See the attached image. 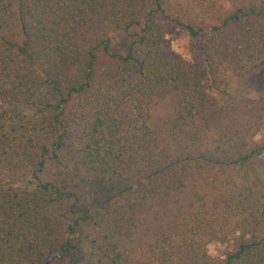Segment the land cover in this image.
I'll return each instance as SVG.
<instances>
[{
	"label": "trees",
	"instance_id": "trees-1",
	"mask_svg": "<svg viewBox=\"0 0 264 264\" xmlns=\"http://www.w3.org/2000/svg\"><path fill=\"white\" fill-rule=\"evenodd\" d=\"M0 264H264V0H0Z\"/></svg>",
	"mask_w": 264,
	"mask_h": 264
},
{
	"label": "rangeland",
	"instance_id": "rangeland-1",
	"mask_svg": "<svg viewBox=\"0 0 264 264\" xmlns=\"http://www.w3.org/2000/svg\"><path fill=\"white\" fill-rule=\"evenodd\" d=\"M173 48L185 58H189L188 46L189 38L185 31H178L170 36ZM129 47V40L125 33L116 32L113 34L112 51L115 53H125ZM226 246L222 243H213L209 246V251L215 257H223Z\"/></svg>",
	"mask_w": 264,
	"mask_h": 264
}]
</instances>
